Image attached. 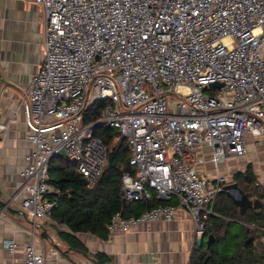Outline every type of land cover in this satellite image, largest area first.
<instances>
[{"label": "built area", "instance_id": "1", "mask_svg": "<svg viewBox=\"0 0 264 264\" xmlns=\"http://www.w3.org/2000/svg\"><path fill=\"white\" fill-rule=\"evenodd\" d=\"M23 1L46 13L45 61L22 104L33 146L14 197L22 196L23 212L34 226L52 218L64 195L50 177L61 151L87 187L95 186L107 159L96 129L105 126L130 147L125 201L153 193L178 198L196 221L200 247L227 181L217 176L211 185L199 172V153L208 150L219 168L247 155L246 135L264 137V0ZM97 101L104 103L100 119L86 124L85 111ZM6 130L0 123V132ZM176 213L158 206L139 216L116 214L107 231L127 234L173 222ZM3 247L14 253L17 244L7 239ZM44 263L30 237L23 264Z\"/></svg>", "mask_w": 264, "mask_h": 264}, {"label": "crops", "instance_id": "2", "mask_svg": "<svg viewBox=\"0 0 264 264\" xmlns=\"http://www.w3.org/2000/svg\"><path fill=\"white\" fill-rule=\"evenodd\" d=\"M45 25L43 6L23 0H0V123L7 126L6 131L0 132V264H23L30 237L44 255V264H92L85 255L102 264H191L199 247L196 221L176 197L168 205L177 208L173 222L161 220L112 236L108 231L103 237L74 234L87 253L63 240L62 233L71 232L54 219L34 226L22 210V196L14 198L23 184L21 173L26 167V156L33 151L27 140L22 104L31 80L45 61ZM244 141L247 155L230 158L219 168L209 161L208 150L199 153V172L211 185H217V176H221L226 178V186L236 184L243 192L242 188H248L244 179L250 175L256 180L255 186L264 189V137L246 135ZM221 193L229 197L226 192ZM233 193L237 196L236 191ZM225 196L218 195L214 208L218 199H226ZM255 199L250 198L253 202ZM7 239L16 241L14 253L4 249Z\"/></svg>", "mask_w": 264, "mask_h": 264}, {"label": "trees", "instance_id": "3", "mask_svg": "<svg viewBox=\"0 0 264 264\" xmlns=\"http://www.w3.org/2000/svg\"><path fill=\"white\" fill-rule=\"evenodd\" d=\"M103 108L102 102L91 104L85 111V123L99 121ZM96 136L102 139L107 148L101 177L93 188H88L85 179L71 168L70 162L60 164L56 169L60 178L55 183L59 184L64 195L51 218L71 232L62 233L65 235H62L63 240L85 253L86 249L74 234L89 233L103 237L111 218L116 214L139 216L155 207L171 205L170 200H161L156 194L148 200L127 203L122 192V176L125 172H132L128 140L105 126L96 129ZM115 139L119 141L115 143ZM255 182V178L248 175L244 179L248 188L242 190L249 199L257 198L254 202L263 204V207H252L241 215L240 208L220 192L226 199H218L215 215L205 223V236L213 235L215 242L209 249L204 243L198 247L193 253L191 264H264V189L255 186Z\"/></svg>", "mask_w": 264, "mask_h": 264}, {"label": "water", "instance_id": "4", "mask_svg": "<svg viewBox=\"0 0 264 264\" xmlns=\"http://www.w3.org/2000/svg\"><path fill=\"white\" fill-rule=\"evenodd\" d=\"M212 87H222L223 85L221 83H215L211 85ZM60 156L67 158V154L65 151H61L59 153ZM237 192V196L233 192ZM222 192H226L230 198H232L234 204L240 208L241 215H244L246 211L250 208H258V207H263V204L259 202H253L249 199L248 195L244 194L236 184L233 185H227L223 187ZM215 242V238L213 235L208 236L207 240V248H211L213 243ZM78 252V251H77ZM86 258L92 263V264H100L98 261L95 259H92L91 257L85 255Z\"/></svg>", "mask_w": 264, "mask_h": 264}, {"label": "rangeland", "instance_id": "5", "mask_svg": "<svg viewBox=\"0 0 264 264\" xmlns=\"http://www.w3.org/2000/svg\"><path fill=\"white\" fill-rule=\"evenodd\" d=\"M206 94H209V95H213L214 94V92H212V91H207L206 92ZM173 100H176V97H174L173 95H171L170 96ZM173 110H170V112H172ZM119 140H117V139H115L114 140V142L115 143H117ZM65 159V160H64ZM70 162L71 163V168L72 169H74V170H77L76 169V163L75 162H73V161H71V160H69L68 158H65V157H60V156H58V157H56L55 159H54V161L52 162V166L54 167V171L53 172H51L50 173V177H51V180L53 181V182H55V181H57L59 178H60V174H59V172L56 170L57 168H58V166L61 164V165H63L65 162ZM207 240H208V237L207 236H204L203 237V243L204 244H206L207 243Z\"/></svg>", "mask_w": 264, "mask_h": 264}]
</instances>
